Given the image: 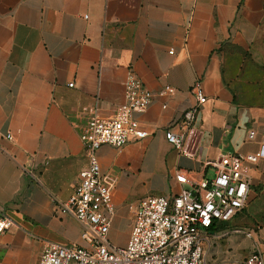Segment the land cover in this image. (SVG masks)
<instances>
[{
    "label": "crops",
    "instance_id": "1",
    "mask_svg": "<svg viewBox=\"0 0 264 264\" xmlns=\"http://www.w3.org/2000/svg\"><path fill=\"white\" fill-rule=\"evenodd\" d=\"M130 74L154 91L173 90L135 115L147 137L97 150L118 245L141 198L185 187L178 172L211 179L222 155L258 150L264 0H0V212L12 220L0 234V264H38L45 241L85 245L58 204L87 163L82 126L95 109L110 114L124 101ZM192 106L189 127L172 125L184 132L177 149L165 132ZM247 173L245 207L202 231L208 264H244L253 250L264 258V159Z\"/></svg>",
    "mask_w": 264,
    "mask_h": 264
},
{
    "label": "built area",
    "instance_id": "2",
    "mask_svg": "<svg viewBox=\"0 0 264 264\" xmlns=\"http://www.w3.org/2000/svg\"><path fill=\"white\" fill-rule=\"evenodd\" d=\"M123 88L124 101L112 113L95 109L82 126L79 137L87 163L79 171L73 194L58 204L80 224L85 245L45 241L38 264H208L202 231L216 221L230 220L247 203L248 164L264 159V134L260 136L257 151L222 155L213 178H195L190 172H178L175 179L185 187L177 194L141 198L127 242L113 243L109 232L114 206L109 185L101 174L97 150L103 144L122 147L147 137L149 132L135 115L144 112L155 96L173 90L167 85L154 91L133 74L125 79ZM192 91L199 104L205 101L199 81L194 83ZM196 111L197 106L188 108L167 128L165 137L175 148L182 149L184 132L172 131V125L189 127ZM255 137V131L250 130L248 138ZM11 225V218L0 212V234ZM245 234L250 236V232ZM244 264H264V258L259 250H253Z\"/></svg>",
    "mask_w": 264,
    "mask_h": 264
}]
</instances>
